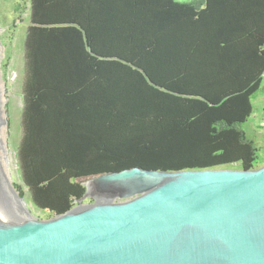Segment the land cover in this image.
<instances>
[{
    "label": "trees",
    "instance_id": "obj_1",
    "mask_svg": "<svg viewBox=\"0 0 264 264\" xmlns=\"http://www.w3.org/2000/svg\"><path fill=\"white\" fill-rule=\"evenodd\" d=\"M30 3L18 155L51 218L82 179L263 164L243 126L263 90L264 0Z\"/></svg>",
    "mask_w": 264,
    "mask_h": 264
},
{
    "label": "water",
    "instance_id": "obj_2",
    "mask_svg": "<svg viewBox=\"0 0 264 264\" xmlns=\"http://www.w3.org/2000/svg\"><path fill=\"white\" fill-rule=\"evenodd\" d=\"M98 178L63 216L0 220V264H264V165Z\"/></svg>",
    "mask_w": 264,
    "mask_h": 264
},
{
    "label": "rangeland",
    "instance_id": "obj_3",
    "mask_svg": "<svg viewBox=\"0 0 264 264\" xmlns=\"http://www.w3.org/2000/svg\"><path fill=\"white\" fill-rule=\"evenodd\" d=\"M30 8V0H0V77L1 86L3 87V113L5 121L1 123L0 132L6 145L5 149L0 151V179L6 187L11 184L20 196L19 189L16 188V186H19L24 194V196H20V199L26 203L24 206L19 205L20 203L18 204L12 200L4 192H0V216L2 217L0 220L2 227L13 226L22 221L46 222L52 219L49 214L34 205L28 188L23 182L18 155L23 135L21 118L24 108V44L27 29L30 26ZM253 106L254 113L243 126V129L250 138L257 142L260 148L258 154L259 161L263 162L261 165L263 166L264 83L263 90L253 99ZM237 168L230 167L224 169L239 170ZM93 179L99 178L82 179L79 182L84 184ZM134 197L136 195L128 198H115L112 203H122ZM83 204L85 206L94 205L96 204V200L94 198L85 199ZM78 205L77 203L76 206ZM20 210L23 211L24 216H22Z\"/></svg>",
    "mask_w": 264,
    "mask_h": 264
},
{
    "label": "bare ground",
    "instance_id": "obj_4",
    "mask_svg": "<svg viewBox=\"0 0 264 264\" xmlns=\"http://www.w3.org/2000/svg\"><path fill=\"white\" fill-rule=\"evenodd\" d=\"M0 56H1V51H0ZM0 82H1V77H0ZM1 92H2V100H1V107H0V127L2 126L1 123H3V121H4V113H3V87L2 86H1ZM5 146H6L5 145V142H4L3 137H2V134L0 132V151L1 150H4L5 149ZM0 192H2V193L4 192V194L8 195L12 200H14L15 202H17L18 204L20 203L19 205H23V206L26 205L21 199H19L18 194L16 193V191L13 190L12 185L9 184L6 187V185L2 183V180L0 181ZM20 213L22 214V216H24L23 215V211L20 210ZM24 214H25V212H24ZM0 219H2L1 216H0ZM22 222H25V221H22Z\"/></svg>",
    "mask_w": 264,
    "mask_h": 264
},
{
    "label": "built area",
    "instance_id": "obj_5",
    "mask_svg": "<svg viewBox=\"0 0 264 264\" xmlns=\"http://www.w3.org/2000/svg\"><path fill=\"white\" fill-rule=\"evenodd\" d=\"M263 127V126H262Z\"/></svg>",
    "mask_w": 264,
    "mask_h": 264
}]
</instances>
